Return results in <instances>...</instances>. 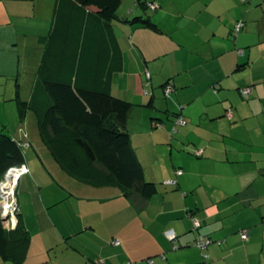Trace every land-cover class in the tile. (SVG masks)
<instances>
[{
  "label": "crops",
  "instance_id": "0c3cea01",
  "mask_svg": "<svg viewBox=\"0 0 264 264\" xmlns=\"http://www.w3.org/2000/svg\"><path fill=\"white\" fill-rule=\"evenodd\" d=\"M132 1H126V15L142 14L144 10ZM149 1L158 7L145 12L159 31L116 27L121 36L123 67L113 75L112 91L135 104L130 117L137 111V123L132 127L127 123L133 146V131L146 126L153 145L163 144L166 148L168 144L172 154V142L167 143L172 136L159 129L161 125L167 127L165 117L171 111L169 105L163 109L159 104L162 100L156 96L160 90H155V85L162 89L167 83L172 85L170 95L184 105L180 114L189 128L198 122V117L199 121L205 117L208 121L219 120L228 108L232 110L229 120L250 116L232 101L216 105L228 98L229 92H239L244 86L251 87L245 96L250 97L247 103H255L258 114L264 115V0ZM42 2L0 0V50L8 51L5 59L0 57L4 64L15 63V55L9 54V50L15 52L12 44L20 48L25 46L24 38L30 37V42L37 45V37L43 35L41 22L27 18L37 19V6ZM239 20L244 24L234 36L232 30ZM241 63L243 66L238 67ZM145 69L153 86L150 93L147 89L140 91ZM242 70L248 73H239ZM190 103L199 111L186 109ZM140 106L147 109L139 110ZM259 127L264 128V122H259ZM207 131L182 132L190 135L185 140L192 142L194 150H201L202 158L196 163L208 168V172L187 170L183 163V167H174L170 176L169 171L155 180L146 175L144 167L148 180L176 181L157 186V192L147 199L137 194L128 198L112 187L81 184L60 168L62 172L55 173L58 180L70 183L73 189L76 181L77 191L64 192L58 185V190H49L46 193L50 197L43 199V189L39 191L40 198H35L26 186L22 202L18 197L16 205L29 201L34 206L27 214L37 217L39 229L35 234L40 243H33L31 233L20 264H264V145L255 141L259 138L257 133L240 147H233L219 140V132ZM14 135L30 146L25 140L27 133ZM247 142L256 148L253 155ZM176 170H181V174ZM20 179L22 184L32 182L29 173ZM67 198L73 202H63ZM82 206L85 213L75 214ZM18 214L25 224L22 206ZM189 215L197 219L198 227ZM241 229L247 231L245 240L240 237ZM171 234L176 235L178 247L173 246ZM200 235L210 240L205 249L194 244ZM51 251H56L54 256Z\"/></svg>",
  "mask_w": 264,
  "mask_h": 264
},
{
  "label": "trees",
  "instance_id": "16d2710c",
  "mask_svg": "<svg viewBox=\"0 0 264 264\" xmlns=\"http://www.w3.org/2000/svg\"><path fill=\"white\" fill-rule=\"evenodd\" d=\"M132 2L144 10L142 14L127 16L126 10H121L122 0H54L48 31L37 37V45L32 44L36 69L31 89L23 93L16 77L12 100L20 121H27L29 114L34 117L42 144L71 178L92 187L116 188L128 198L137 194L147 199L158 189L156 182L145 177L127 128L135 104L112 91L113 75L123 67L121 36L116 27L159 31L145 12L156 9L157 3ZM237 22H242L241 27L244 24L243 20ZM239 30L233 27V35ZM143 72L146 81L150 73L147 69ZM248 87L240 88L239 93L248 96L250 91L243 92ZM181 118L183 123L177 125L185 123ZM23 143L14 133L0 130V181L9 169L24 165ZM199 150L194 154L201 155ZM15 215L17 222L12 228H7L0 215V258L20 264L30 234L18 211Z\"/></svg>",
  "mask_w": 264,
  "mask_h": 264
},
{
  "label": "rangeland",
  "instance_id": "374dc122",
  "mask_svg": "<svg viewBox=\"0 0 264 264\" xmlns=\"http://www.w3.org/2000/svg\"><path fill=\"white\" fill-rule=\"evenodd\" d=\"M52 1H53V4H52ZM126 1H123L124 4H122V8H121L122 11L124 10ZM39 5L40 6H37V11L39 15L37 16V19H35L36 16L35 17L32 16L31 18L28 17L27 19L36 21L37 23L41 22L40 23L41 33L45 34L47 33L49 29L50 20H51L52 12H53L54 0H43V2ZM21 30L22 28L21 29L19 28L20 32ZM230 38L232 40L233 36L230 35ZM30 40H31L30 37H25L24 38L25 46H21L20 48H17L18 46L16 44H12V48L14 49L15 52H12L11 50H9V54L15 55L14 64H12L11 66H8L7 64H4L3 61H0V123L2 122V124L5 125V127H3L2 124H0V130L4 132L6 131L8 133H14V134L17 133L21 135L23 132H25L27 133V138H25V140H27V142H30V146H26L25 143L22 144L23 145L22 150H23L24 157H25V163L23 166L26 168V171L20 174H18V172L15 171L17 173L15 181L11 179L12 182L14 183L13 188H12V192H13L12 197L14 196L15 199H18L19 197L21 199L20 200L21 202L25 196L26 186H28V188L32 191V195L35 196V198L36 197L40 198L39 191L43 189L41 191L43 199L50 197L49 194L47 195L46 193L49 190H51L52 193H54V190L56 189L58 190L57 188L58 185L64 192L67 190L72 191L73 189V188H70L72 187L70 183H67L64 180L63 181L58 180V177L56 176L55 173L57 171L59 172H62V171H60L59 167L53 161L49 152L47 151L45 146L40 141V138L37 132L36 121L34 117L31 114H29L26 119L27 122L23 123L22 121H20L17 115L15 102L14 100H12V96L14 93V81L16 77H17V80L20 84V87L23 93L27 94L32 86V80H33L35 69H36V59L34 56L35 50ZM7 54H8V51L0 50V57L2 58V60L5 59ZM17 59H18V64H17ZM164 72H166V69L164 70ZM242 72L246 74L248 73V70L239 71V73H242ZM126 73H130V70H127ZM146 81H148V83L145 85ZM146 81H144L143 84L140 85L141 93L144 92V89H147L149 93L153 90V86L150 85L151 82L149 81V79H147ZM155 90H160V92H158L156 96L157 98H160L162 100L159 102V104L164 107L163 109H166V106L169 105V108L168 107L167 108L168 110L171 111V113L170 112L166 113V117H165L166 118L165 125H167L168 128L167 127L165 128L164 125H161L159 129L166 132V135L172 136L173 139H170L168 137L170 140H168L167 143L172 142L173 149H172V154H171V152L169 153V150L167 149L168 144H166V148L163 147V144L153 145L151 138L146 133L147 131L145 130L146 126L145 127L142 126L144 130L133 131L132 129H136V128L131 129L134 135L133 136L134 137L133 138L134 147L137 150L139 159L141 160L143 166L145 167V173L148 177L153 178L155 180H159L160 178H163L165 174L167 175L169 171L170 173L168 176H170L171 172L172 174L174 172V167L175 168L183 167V163H184V167L187 170H194L195 172H200V173L208 172L207 171L208 168L204 166L199 167L197 165L196 160H200L202 157L195 155L194 148L191 144L192 142L190 141L189 143L187 139L185 140L186 137L190 138V135L187 136V134L185 133L187 132L188 129L194 131L195 133L196 132H208L207 129L214 131V133L219 132V136L221 135L219 137V140L223 139V142L225 144L227 145L229 144L233 147L235 146L240 147L242 143L246 142V139L249 136H252V135L254 136V134L257 133L259 134L258 135L259 138L256 137L255 141L257 142L260 141V143L264 145V133H263L264 128L259 127V122L260 123L264 122V115L258 114L259 111L255 107V103H252V105L247 103L249 102L250 97H245L244 95L240 94L237 90L235 93L233 92L234 94L232 92H229L228 98L223 99L220 103H217L216 105H220L221 103H230L229 101H232L233 103L234 102L237 103L235 105L239 107V110L242 113L248 112L249 113L248 115L250 116H246L245 119L236 118V119L229 120L230 118L227 115H225V116H222L219 120L214 119L211 121L206 120V117L203 118V120L199 121L200 117H198V122L197 123L195 122L192 128H189V123L188 122L186 123V119H185V123L182 125H177L176 123L177 117L181 116L180 113H183L182 109L184 105L176 102L173 94L170 96H164L162 87L155 85ZM230 95H232L231 98H230ZM4 97L5 98L10 97V98L9 100H6L7 98L4 99ZM243 101L245 103H243ZM142 108H145V107H142V106L138 107L139 110H142ZM252 108H254L255 111H252L253 110ZM186 109L188 110L190 109L192 112L199 111L196 109V105L193 103L186 105ZM136 114H137V111H135L133 117L132 118L130 117L131 119H129L130 127H132L133 124L137 123V121H135ZM222 119L226 121H223ZM252 127H255L256 129L252 130ZM249 128H250V131H249ZM182 131H185V132H182ZM252 141H253V137H252ZM221 142L218 143L219 146H222ZM247 144H250V143L247 142ZM248 146L251 148L252 155L254 154V152L256 153V148L255 147L253 148V144H250ZM8 172L5 174L0 184H4L6 182V177L12 176V173L11 172L8 173ZM27 173H29V176L32 179V182H30L29 185H27V183L22 184V179H20L19 181V177ZM168 176H166V178ZM167 181H171V180L165 179V180H160L159 182H156V181L155 182L157 183V186L160 187V186H164V184L166 183H169ZM74 182H75L74 184L76 185V188L73 189V191H77L78 183L76 181ZM64 187H66V189ZM171 188H176V187H171ZM67 200H70L69 202H73L71 201L72 199L70 198H67L63 202H66ZM63 202H61L60 204H63ZM18 205L22 206L24 211L26 212L24 225L29 231L30 239H31V233H33V243L39 244L40 237L36 236L35 234L37 229H39L37 217L36 215L27 214L28 209L33 208L34 206L31 205L29 201L27 202V204L19 203ZM18 205H16L17 207L16 212L19 211ZM83 208L84 207L82 206L80 211L75 212V214L85 213ZM15 219H16V215H15ZM55 253L56 251H51V255L54 256ZM1 262L2 264H12V263H5L3 261Z\"/></svg>",
  "mask_w": 264,
  "mask_h": 264
},
{
  "label": "built area",
  "instance_id": "2783aa9c",
  "mask_svg": "<svg viewBox=\"0 0 264 264\" xmlns=\"http://www.w3.org/2000/svg\"><path fill=\"white\" fill-rule=\"evenodd\" d=\"M241 25H242V22H237L235 24V26H234V30L237 32L239 30V28L241 27ZM239 52H241V51H239ZM171 91H172V86L171 85L164 86L163 93L166 96H168ZM249 91H250L249 87L248 88H245L243 90L244 93H248ZM226 114H227L228 117H230L231 116V111L228 109L227 112H226ZM176 123H183L181 116L177 117ZM197 152L199 153L200 150L197 151ZM11 169H12L11 173H13V171H17L18 174L26 171V168L24 166L14 167V168H11ZM176 173L177 174H180L181 171L180 170H177ZM17 177H18V175H17ZM7 178L10 179L9 176L6 177V179ZM15 178L13 179L14 181H15ZM1 182H2V180L0 181V183ZM167 182L173 183L174 181L171 180V181H167ZM5 183L4 184H0V198H1L0 199V215H1V217L2 216H6V218H7L6 219L7 228H12L16 224V219H15L14 213L16 214V210H17V207H16V199H15L14 196L12 197V194H13L12 188H13L14 183L12 182L11 179H10L9 184H7V180H6ZM2 188H3V190H2ZM11 197H12V199H11ZM192 220H193L194 226L195 227L198 226L197 219L193 217ZM241 237L243 239H245L247 237V232L245 230H242ZM169 238L173 242V246L174 247H177L178 245L175 243L176 242L175 241V238H176L175 234H171L169 236ZM208 242H209V239H206V238H204L203 236L200 235L196 239L195 245L198 246L200 249H205V247H206V245H207Z\"/></svg>",
  "mask_w": 264,
  "mask_h": 264
},
{
  "label": "water",
  "instance_id": "95a60500",
  "mask_svg": "<svg viewBox=\"0 0 264 264\" xmlns=\"http://www.w3.org/2000/svg\"><path fill=\"white\" fill-rule=\"evenodd\" d=\"M11 171H12V169L9 170V172H11ZM6 180H7V184H9L10 179L7 178ZM2 219H3L4 221H6L7 218H6V216H2Z\"/></svg>",
  "mask_w": 264,
  "mask_h": 264
},
{
  "label": "bare ground",
  "instance_id": "6f19581e",
  "mask_svg": "<svg viewBox=\"0 0 264 264\" xmlns=\"http://www.w3.org/2000/svg\"><path fill=\"white\" fill-rule=\"evenodd\" d=\"M15 177H16V172L13 171L12 176L10 177V179H14Z\"/></svg>",
  "mask_w": 264,
  "mask_h": 264
}]
</instances>
